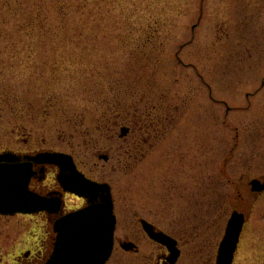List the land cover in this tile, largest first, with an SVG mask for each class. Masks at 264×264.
I'll return each instance as SVG.
<instances>
[{"label":"rangeland","instance_id":"374dc122","mask_svg":"<svg viewBox=\"0 0 264 264\" xmlns=\"http://www.w3.org/2000/svg\"><path fill=\"white\" fill-rule=\"evenodd\" d=\"M0 152L68 155L111 187L108 264L154 263L140 221L177 264H216L235 211L234 264H264V0H0ZM49 232L0 217V264Z\"/></svg>","mask_w":264,"mask_h":264},{"label":"water","instance_id":"95a60500","mask_svg":"<svg viewBox=\"0 0 264 264\" xmlns=\"http://www.w3.org/2000/svg\"><path fill=\"white\" fill-rule=\"evenodd\" d=\"M126 134L125 131H123ZM30 162L60 168L59 182L63 188L87 201V206L59 219L54 225L57 234L54 255L49 264H107L115 246L117 218L111 187L88 180L80 173L72 157L63 154L44 153L27 158ZM34 173L31 164L22 163L12 154L0 155V214H58L62 202L42 197L29 188ZM252 193H264V181L250 183ZM247 222L246 216L235 211L229 220L221 243L217 264H233L240 239ZM151 239L165 245L172 256L170 264H176L180 251L177 242L154 227L142 222ZM125 250H132L130 245Z\"/></svg>","mask_w":264,"mask_h":264},{"label":"flooded vegetation","instance_id":"af4514ba","mask_svg":"<svg viewBox=\"0 0 264 264\" xmlns=\"http://www.w3.org/2000/svg\"><path fill=\"white\" fill-rule=\"evenodd\" d=\"M7 153L0 152V155H4ZM8 154H12L16 156L17 158L21 159L22 163L26 164H31L32 171L34 173V177L31 179L29 188L32 192H35L43 197L46 198H51V199H58L61 200L62 202V209L60 213L58 214H50V213H40L36 217H43L46 219L52 226V232L55 235L53 231V224L57 219L62 218L63 216L67 215L69 212H71V208H68L66 200L68 198H74L79 201H81L84 205H86V202L75 195L70 194L68 191H66L60 184L59 182V175H60V168L57 166H50V165H43V164H37L30 162L27 158H34L36 155L33 154V152H8ZM54 173L55 176L53 179L51 178V174ZM51 180V182H50ZM50 182V183H49ZM82 204V205H83ZM84 207V206H83ZM82 208V207H81ZM78 210V209H76ZM30 217V216H29ZM151 224V223H150ZM140 226L142 229V233L144 235V239L147 240L150 245H152L153 249H155V256L153 257L154 263L153 264H168L167 263V258L170 256V253L168 249L161 245L158 244L154 241H152L148 235L145 233L141 221H140ZM154 226V225H153ZM156 232L158 233H163L173 240L177 242L178 249L180 250V257L179 260L182 256V251L180 249V241H178L176 238L173 236L167 234L166 232L160 231L156 226ZM56 238V235H55ZM55 238L53 239V236H51V233H48V238L44 241L45 244L38 250V251H26L24 253H21L18 257L19 263L21 262L22 264H48L50 258L52 257L53 251H54V243H55ZM54 240V241H53ZM127 245H130L133 248V251H131L133 254H138L140 251V247L133 242L127 243ZM127 245H124L126 247ZM127 252V253H131ZM26 254V256H25ZM178 260V262H179ZM153 261V260H152ZM177 262V263H178ZM18 263V264H19ZM176 263V264H177Z\"/></svg>","mask_w":264,"mask_h":264}]
</instances>
